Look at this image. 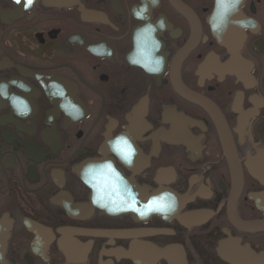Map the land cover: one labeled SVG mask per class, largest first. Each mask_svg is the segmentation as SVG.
<instances>
[{
	"label": "flooded vegetation",
	"instance_id": "1",
	"mask_svg": "<svg viewBox=\"0 0 264 264\" xmlns=\"http://www.w3.org/2000/svg\"><path fill=\"white\" fill-rule=\"evenodd\" d=\"M26 2L0 0V264H264V0Z\"/></svg>",
	"mask_w": 264,
	"mask_h": 264
},
{
	"label": "water",
	"instance_id": "2",
	"mask_svg": "<svg viewBox=\"0 0 264 264\" xmlns=\"http://www.w3.org/2000/svg\"><path fill=\"white\" fill-rule=\"evenodd\" d=\"M221 138H222L223 146H224V149L226 151L227 156L229 158L232 156V158H233L234 157V154L232 153L233 149H231V142H230V139H229L225 130H222ZM232 165H233V167H235L234 161H233Z\"/></svg>",
	"mask_w": 264,
	"mask_h": 264
},
{
	"label": "snow or ice",
	"instance_id": "3",
	"mask_svg": "<svg viewBox=\"0 0 264 264\" xmlns=\"http://www.w3.org/2000/svg\"><path fill=\"white\" fill-rule=\"evenodd\" d=\"M218 2H219V0H218ZM32 3V0H27V2H26V5L25 6H27L28 4H31Z\"/></svg>",
	"mask_w": 264,
	"mask_h": 264
}]
</instances>
